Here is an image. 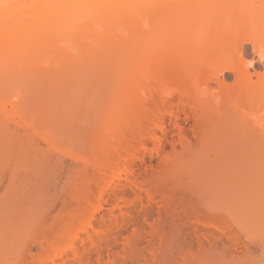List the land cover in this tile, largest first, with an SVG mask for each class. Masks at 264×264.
I'll return each instance as SVG.
<instances>
[{"label": "rangeland", "instance_id": "374dc122", "mask_svg": "<svg viewBox=\"0 0 264 264\" xmlns=\"http://www.w3.org/2000/svg\"><path fill=\"white\" fill-rule=\"evenodd\" d=\"M255 1L256 5H260V1L264 3V0ZM253 53L252 46L244 44L242 59L251 73L264 66V60H258ZM90 66V73L84 66L83 74L74 70L71 76L70 73L61 75L63 78L46 76L48 82H43L46 81L47 90H34L38 87L34 84L36 80L12 76L13 84L17 81L25 84L23 90H19L26 100L19 107L26 122L9 104L3 105L0 111V264L30 262L29 256L26 261L22 258L25 261L22 263L18 258L26 249L34 259L29 264H37L45 257V252L31 243L35 228L55 234L62 232L59 246L69 245L70 249L62 256L63 261L57 259L56 264H181L182 259L186 260L184 256L193 264H225L222 262L228 259V263L231 262L226 252L232 246V251H236L235 258L231 257L236 260L232 261L241 262L237 264H264V188H259L264 183L253 179L256 169L250 171L255 162L245 152L249 150L248 142L239 136L229 135L228 138L225 135L228 123L214 121L218 103H212L204 125L194 122L189 109L177 108L176 100L169 99L163 106L159 105L165 108L159 115L162 130L152 129L156 137L147 138L146 145L136 149L128 173L111 181L99 200L101 208L92 213L97 201L88 194L86 184L95 174V161L101 155L99 137L107 129L105 115L116 85L115 75L107 69L101 66L107 71L103 72L99 65ZM224 75L226 83L231 84L233 74ZM212 81L209 86L214 96L218 83L215 78ZM160 90L163 89L152 92L154 97L160 95ZM195 128L202 132L197 134ZM136 179L157 193L152 201L144 193L140 200H134L138 193L131 183ZM85 187L90 198L80 190ZM90 189L96 188L91 186ZM119 196L129 205L116 202ZM86 197L91 200L85 201ZM210 221L220 227L223 237ZM88 223L95 229H117V233L105 240L95 239V247L85 233L79 234V240L68 238L73 230L87 227ZM73 250L81 257L78 262L72 261ZM216 253L222 259L225 254L224 259H227L219 260ZM11 256L13 260H9Z\"/></svg>", "mask_w": 264, "mask_h": 264}, {"label": "bare ground", "instance_id": "6f19581e", "mask_svg": "<svg viewBox=\"0 0 264 264\" xmlns=\"http://www.w3.org/2000/svg\"><path fill=\"white\" fill-rule=\"evenodd\" d=\"M244 44H250L257 59L264 60V3L261 1L260 5H256L255 0H0V111L3 105L9 104L13 112L26 122V116L19 107L26 100L20 95L25 84L22 85L21 81L13 84L14 78L18 76L36 80L34 84L38 87L34 90H47L46 81L51 75L63 78L61 75L70 73L71 76L74 70L78 71L75 73L83 74L81 71L84 72L85 68L88 73V67L94 64L99 65L100 70L105 68L115 75L116 93L105 115L107 132L102 133L103 138L101 135L99 137L101 155L95 161V174L89 178L90 185H87L86 180L87 184L84 182L88 194L97 201L92 213L101 208L99 200L106 189H109L111 181L119 179L122 173H128L136 149L144 147L147 138L156 137L152 129L160 128L159 115L165 109L159 105L163 106L169 99L176 100L177 108L189 109L197 125L208 122L206 118L211 113L212 103H218L214 121L228 123L225 126L229 127L225 128L229 129L228 132L223 131L228 138L229 135H234L248 142L250 151L246 149L245 152L255 162L250 171L254 168V172L256 169L253 179L263 184L264 66L252 73L248 71L242 59ZM226 72L233 74L231 84L226 83ZM214 78L218 83V92L213 96L209 84L214 82ZM9 79L13 80L12 83ZM39 83L43 85L40 86ZM29 84L33 85L30 81ZM160 88L165 91L160 90V95L154 97L152 92ZM25 124L30 127V124ZM195 129L199 132L197 134L202 132L200 128ZM91 186L96 191L93 192ZM131 186L139 194L134 193V200H140L141 193H144L152 201L157 194L137 179L132 181ZM263 186L259 188H264ZM80 190L86 194V187L85 190ZM83 194L81 195L84 197ZM88 198L85 201L91 200ZM118 200L119 203L129 205L122 196L116 202ZM117 206L119 207L118 204ZM210 222L212 227L215 226L216 223ZM206 224L207 219L203 225ZM216 226L217 231L223 232L217 224ZM88 227L90 223L87 227H78L70 234L66 232L68 238L79 240V234L85 233L87 240L92 242L91 246H94L95 239L105 240L117 233V229L109 227H90V233ZM48 232L35 228L31 235V243L45 252V257L37 264H56V260L61 259L66 250L70 249L69 245L59 246L62 232ZM221 234L223 237L224 234ZM210 239L207 240L211 241ZM232 249L234 246L230 251ZM26 250L18 258L26 261L29 256L30 262H33V255L30 250ZM230 251L226 255L230 254L227 257L231 262L228 263V259L222 263H241L238 260L240 257L237 259L239 262L232 261L236 260L231 258H235L236 251ZM72 254V261L75 259L78 262V258H81L76 255L78 252L74 251ZM220 256L219 260L227 259H224L225 254L222 255L223 259ZM184 258L186 260L182 259L181 264L191 263V259L189 261L185 256ZM9 260H13V257ZM30 262L26 261L27 264Z\"/></svg>", "mask_w": 264, "mask_h": 264}]
</instances>
